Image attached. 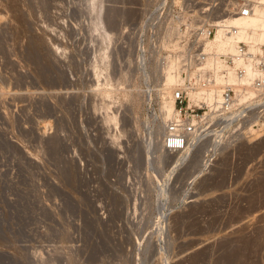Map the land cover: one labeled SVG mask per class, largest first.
Returning <instances> with one entry per match:
<instances>
[{
  "label": "rangeland",
  "instance_id": "rangeland-1",
  "mask_svg": "<svg viewBox=\"0 0 264 264\" xmlns=\"http://www.w3.org/2000/svg\"><path fill=\"white\" fill-rule=\"evenodd\" d=\"M181 2L0 0V264H264V137L150 146Z\"/></svg>",
  "mask_w": 264,
  "mask_h": 264
},
{
  "label": "built area",
  "instance_id": "built-area-1",
  "mask_svg": "<svg viewBox=\"0 0 264 264\" xmlns=\"http://www.w3.org/2000/svg\"><path fill=\"white\" fill-rule=\"evenodd\" d=\"M261 5L264 0L157 6L160 33L174 32L175 47L164 50L163 57L175 60L177 77L175 113L164 125L162 150L178 153L189 147L193 154L196 149L207 169L220 152L234 154L241 143L264 137V43L241 38L240 28L231 24L232 18L248 17Z\"/></svg>",
  "mask_w": 264,
  "mask_h": 264
},
{
  "label": "bare ground",
  "instance_id": "bare-ground-1",
  "mask_svg": "<svg viewBox=\"0 0 264 264\" xmlns=\"http://www.w3.org/2000/svg\"><path fill=\"white\" fill-rule=\"evenodd\" d=\"M231 24L240 28L241 38H246L250 40L251 42L257 43V44L264 43V5L257 7L254 13L248 17L232 18ZM173 33L174 32L171 28L168 30H165V32L163 33L161 45L164 49L169 48L168 50L170 51L174 49L175 43H173L172 41V37L174 35ZM220 35H221L220 31H217L216 37L218 38ZM218 46H220L219 48H221L220 44ZM175 67H176L175 60L171 56H169L167 59V63H165V66L163 67V70H162L163 76L161 79L164 84L163 85L164 88L162 89L163 91L162 90L161 91L163 92L162 95L164 99L160 106L159 116H158V121H160V124H159V128H157V131L154 132L155 133L153 137L154 140L153 138H151L150 140V146H153L154 148H158L159 150L162 149V147H160V143L158 141L156 142V139L162 136L166 121L169 118H171L173 114L175 113V106H174V102L172 99V89L175 86L176 80H177V77L175 74ZM230 80H232V78H230ZM242 99L243 98L240 97L239 100L241 101ZM108 117L110 116L107 115V119H109ZM111 119H109V121ZM204 121L206 122L207 120L204 119ZM187 149H189V147H185L181 152H178V153H183ZM166 153L167 152H165V154L163 155L161 154V158H163L166 155Z\"/></svg>",
  "mask_w": 264,
  "mask_h": 264
}]
</instances>
